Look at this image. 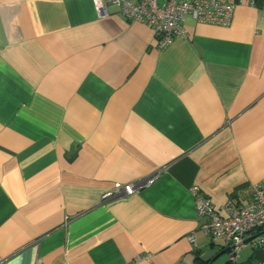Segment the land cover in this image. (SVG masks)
I'll return each mask as SVG.
<instances>
[{
  "label": "crops",
  "instance_id": "1",
  "mask_svg": "<svg viewBox=\"0 0 264 264\" xmlns=\"http://www.w3.org/2000/svg\"><path fill=\"white\" fill-rule=\"evenodd\" d=\"M108 12L0 0V264H202L226 247L200 231L191 187L224 215L264 181V0L228 27L186 16L164 50Z\"/></svg>",
  "mask_w": 264,
  "mask_h": 264
},
{
  "label": "built area",
  "instance_id": "2",
  "mask_svg": "<svg viewBox=\"0 0 264 264\" xmlns=\"http://www.w3.org/2000/svg\"><path fill=\"white\" fill-rule=\"evenodd\" d=\"M98 18L109 15L108 7L118 8L128 21L147 26L156 39L157 50H164L175 39L186 38L183 23L186 16L198 24L228 27L237 5L254 7L256 0H92ZM155 179V177H153ZM153 178L131 184H115L113 189L102 196V201L129 197L152 182ZM190 193L194 200L196 218L200 231L212 245L222 243L232 247L228 254L230 264L239 263V256L249 244L255 249L264 248V181L251 187L250 199L246 205L228 200L220 215L211 201L199 187L193 186ZM195 244L194 236H189ZM145 254L137 255L125 264H141ZM258 264H264V261Z\"/></svg>",
  "mask_w": 264,
  "mask_h": 264
},
{
  "label": "water",
  "instance_id": "3",
  "mask_svg": "<svg viewBox=\"0 0 264 264\" xmlns=\"http://www.w3.org/2000/svg\"><path fill=\"white\" fill-rule=\"evenodd\" d=\"M232 247L225 248L222 252H219L217 254L213 253L211 250L205 252L204 254L198 256L197 260L202 264H213V262L216 261L219 257L229 254Z\"/></svg>",
  "mask_w": 264,
  "mask_h": 264
},
{
  "label": "rangeland",
  "instance_id": "4",
  "mask_svg": "<svg viewBox=\"0 0 264 264\" xmlns=\"http://www.w3.org/2000/svg\"><path fill=\"white\" fill-rule=\"evenodd\" d=\"M224 263H225V259L223 257L218 259L216 262V264H224Z\"/></svg>",
  "mask_w": 264,
  "mask_h": 264
},
{
  "label": "trees",
  "instance_id": "5",
  "mask_svg": "<svg viewBox=\"0 0 264 264\" xmlns=\"http://www.w3.org/2000/svg\"><path fill=\"white\" fill-rule=\"evenodd\" d=\"M227 264H230L229 262Z\"/></svg>",
  "mask_w": 264,
  "mask_h": 264
}]
</instances>
